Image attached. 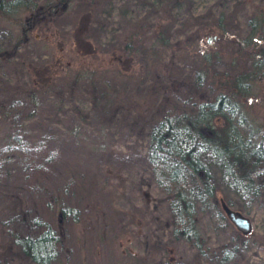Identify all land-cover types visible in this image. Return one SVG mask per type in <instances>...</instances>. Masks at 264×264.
<instances>
[{
  "label": "rangeland",
  "instance_id": "rangeland-1",
  "mask_svg": "<svg viewBox=\"0 0 264 264\" xmlns=\"http://www.w3.org/2000/svg\"><path fill=\"white\" fill-rule=\"evenodd\" d=\"M260 3L71 0L36 13L26 34L17 20L27 14L0 13V264H42L14 240L16 230L42 229L36 216L59 233L55 264H264V184L244 194L203 155L218 199L198 203L201 249L173 232L167 193L146 159L163 113H194L218 81L251 64L249 55L233 59L236 42L217 17L245 23ZM244 101L241 125H264L262 72ZM15 133L32 146L28 155L8 150ZM49 150L46 170L37 169L34 159ZM221 198L251 216L249 232L221 211ZM64 203L73 216L61 218Z\"/></svg>",
  "mask_w": 264,
  "mask_h": 264
},
{
  "label": "trees",
  "instance_id": "trees-1",
  "mask_svg": "<svg viewBox=\"0 0 264 264\" xmlns=\"http://www.w3.org/2000/svg\"><path fill=\"white\" fill-rule=\"evenodd\" d=\"M70 1L46 0L38 5L35 0H0V13L8 18L27 14L28 17L18 16L17 20L23 34H26L36 13L52 14ZM217 24L223 34L236 42L233 59L241 60L249 55L253 57L251 64L218 81L220 91L213 98L201 99L194 113L185 108L163 113L151 126L146 153L154 179L167 193L173 232L191 238L201 249H205V242L197 227L198 203L214 201L215 196L218 199L211 168L203 155L213 156L226 170L234 188L244 194L259 193L264 184V125L244 128L241 123L245 121L240 116L244 99H250L252 94L253 79L259 78L260 72L264 74V0L255 5L245 23L221 13ZM20 39H23L22 35L13 45L16 46ZM6 146L10 151H23L26 155L32 149L18 133ZM53 155L54 152L49 150L35 156L34 166L46 170ZM60 211L61 218L75 213L67 203L61 206ZM221 211L225 209L222 207ZM34 220L41 223L42 229L36 233L13 231L14 240L35 261L55 264L59 259V233L48 220L40 216ZM231 251L226 249L224 252L228 254Z\"/></svg>",
  "mask_w": 264,
  "mask_h": 264
},
{
  "label": "water",
  "instance_id": "water-1",
  "mask_svg": "<svg viewBox=\"0 0 264 264\" xmlns=\"http://www.w3.org/2000/svg\"><path fill=\"white\" fill-rule=\"evenodd\" d=\"M222 199V206L230 219L241 229L243 232H249L252 229L253 222L249 214L232 206L225 198Z\"/></svg>",
  "mask_w": 264,
  "mask_h": 264
}]
</instances>
